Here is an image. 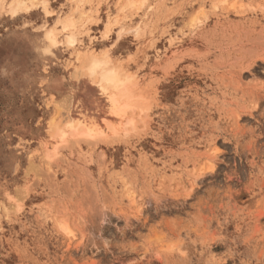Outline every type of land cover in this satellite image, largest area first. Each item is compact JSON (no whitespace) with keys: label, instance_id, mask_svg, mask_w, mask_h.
Here are the masks:
<instances>
[{"label":"rangeland","instance_id":"obj_1","mask_svg":"<svg viewBox=\"0 0 264 264\" xmlns=\"http://www.w3.org/2000/svg\"><path fill=\"white\" fill-rule=\"evenodd\" d=\"M12 1L0 0V264H264V0H24L14 13ZM93 51L135 74L136 122L60 140L68 106L118 120L82 74Z\"/></svg>","mask_w":264,"mask_h":264},{"label":"bare ground","instance_id":"obj_2","mask_svg":"<svg viewBox=\"0 0 264 264\" xmlns=\"http://www.w3.org/2000/svg\"><path fill=\"white\" fill-rule=\"evenodd\" d=\"M30 1H33V0H30ZM46 1L47 0H43V2H45V3H46ZM139 1L142 4H144L143 2L145 0H138V2ZM23 2H24V4H26V2L24 0H13L9 4L7 9L9 10V12L14 13L21 8ZM129 2H130V5H136L135 0H129ZM141 3H139L137 5H140ZM73 22L74 21H72L71 19L65 20L64 33H65V36H67L68 43L70 42L71 45L76 46L80 39L78 38V35L76 34L75 30L70 28L71 26L72 27L74 26ZM50 37H52L51 38L52 41L55 42L57 40L56 37H58L57 32L52 30L50 32ZM102 56H104V55H102ZM83 59H84V62H83L84 64L82 66H83L84 70H83V72L81 71L82 74H87L90 78H92L93 81H95L98 84V87L103 92L108 94V99H109L110 104H111V106H110L111 107V113L118 120L115 122L111 119L109 120L107 118H104L105 126H104V124L102 126V124L101 125L98 124L97 122H95V120L89 121V120L81 119L80 117H76V116L71 115L70 114V112H71L70 108L71 107L68 106L67 107L68 110H66L67 111L66 112L67 116L65 117L66 119L64 118L65 124L63 126L60 125V128H57V130H58L57 132L59 134L58 136H60V138H61L60 140H62V138H64L63 141L68 139L67 138L68 135H73V136H77V137L81 136V139H82V136L90 137V138L93 137V139L91 141H95L96 140L95 137H97V136L102 135L103 137H109L113 133L114 134L118 133L119 132V124H121L122 122H125V120H127L128 123L136 122V121H133L131 118L132 112L136 108H139L138 106L143 101L141 99L144 98V96L142 94H140L141 91L139 92V90L136 89L137 87H135L136 84L133 80L135 74L130 72L129 70H126L120 64V62H117V60H112V59H109L108 57L107 58L101 57V56L99 57L96 54H94V51L92 53H89L88 56L86 55L85 57H83ZM82 60L80 61L81 63H82ZM140 96H142L143 98ZM69 101H70V99H69ZM70 104H71V102H69V105ZM142 105H141V108H142ZM130 113H131V116H130ZM57 127H59V126H57ZM70 142L72 143V141H70ZM54 150H56V148ZM53 153L54 152H52V155H53ZM61 227H63V229H65L66 231H69V227H68L67 223H64Z\"/></svg>","mask_w":264,"mask_h":264}]
</instances>
